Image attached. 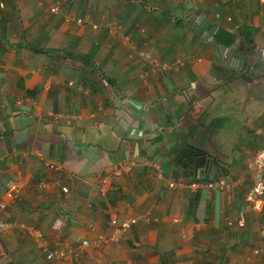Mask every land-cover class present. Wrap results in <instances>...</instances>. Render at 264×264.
<instances>
[{"label":"crops","instance_id":"0c3cea01","mask_svg":"<svg viewBox=\"0 0 264 264\" xmlns=\"http://www.w3.org/2000/svg\"><path fill=\"white\" fill-rule=\"evenodd\" d=\"M219 29L242 68L219 55ZM263 146L261 0H0V222L13 223L0 264H264V206L228 225ZM185 151L218 156L225 188L186 174ZM133 216L120 240L96 242ZM31 225L69 254L48 259Z\"/></svg>","mask_w":264,"mask_h":264},{"label":"built area","instance_id":"2783aa9c","mask_svg":"<svg viewBox=\"0 0 264 264\" xmlns=\"http://www.w3.org/2000/svg\"><path fill=\"white\" fill-rule=\"evenodd\" d=\"M264 2V0H261ZM61 9L60 5L53 4L50 7L51 12H58ZM105 27L111 32L116 33L118 30L121 29V24L116 22H107L105 24ZM231 48H223L220 50L219 55L224 60H230L232 64L237 68H242L244 61L242 60H236L235 58H232L230 55ZM144 56H147V58L150 59V62L155 66H159L161 69L164 70H175L178 69L181 65L184 63V59L178 58L174 62L170 63H161L155 58H150V56L147 55L146 52L142 53ZM57 166V162L50 163L49 167H55ZM126 170H131V163L130 165H121ZM247 170L250 172L252 182L251 185L248 187L246 191V206L238 211L237 216L233 219L228 220V225L232 227L237 228H244L247 224V214L250 211H258L261 210L264 206V146L258 150L253 156L248 160L247 162ZM244 183V179L237 178L235 181H233L234 185H242ZM170 187H175V182H170L168 184ZM205 185L209 188H214L218 186L220 189H224L226 186V183L223 178L216 177L215 179H210L209 181H206ZM15 184L12 183L9 186V192H13L15 190ZM62 190L64 192H68L69 188L67 186H62ZM4 204H1V207H4ZM141 218V216H133L128 217L122 220H118L117 218H112L110 220V227L113 228V231L111 233H100L98 234L96 238L97 243L102 242H116L120 240L124 234L134 225L138 222V220ZM176 221H180V218L176 217ZM13 225L12 222L2 221L0 222V231L6 230L8 227ZM23 225V224H22ZM28 232L32 235L33 238L38 236L39 230L34 228V226H30ZM262 236H264V226L261 229ZM191 232L185 231L183 233V238L185 240H188L190 238ZM35 240L39 243L41 241V238H35ZM82 244L89 245L90 241L83 239ZM39 247L42 252L46 253V256L48 259H52L54 257H60L65 258L69 253L66 250L63 249H56V250H49L47 248L46 242L42 241V243H39Z\"/></svg>","mask_w":264,"mask_h":264},{"label":"water","instance_id":"95a60500","mask_svg":"<svg viewBox=\"0 0 264 264\" xmlns=\"http://www.w3.org/2000/svg\"><path fill=\"white\" fill-rule=\"evenodd\" d=\"M180 155L183 157L181 158L183 169L187 170L190 168L188 170L189 175L196 176L197 178L209 177V175L213 178L223 175V163L218 156L212 153L185 151Z\"/></svg>","mask_w":264,"mask_h":264},{"label":"trees","instance_id":"16d2710c","mask_svg":"<svg viewBox=\"0 0 264 264\" xmlns=\"http://www.w3.org/2000/svg\"><path fill=\"white\" fill-rule=\"evenodd\" d=\"M176 19L179 20L178 17ZM179 22L181 23V20H179ZM213 40H214V42L216 44H218L221 47H230L231 48L234 45V43H235L236 34H234L232 32H229V31H226V30H223V29L222 30L219 29L213 34ZM41 50L42 51L43 50L49 51V49H44V48H41ZM79 58L85 64H89L90 63L89 58L86 55H84V56L83 55H79ZM218 67H220V66L219 65L216 66L215 71H218ZM228 69H227V72L229 73L228 75L233 76L235 72H233L232 69H230L228 71ZM189 169L190 168H188L186 171L188 172ZM197 179H198V181L203 180L201 178H196L195 177V180H197ZM189 212H192V210L189 209Z\"/></svg>","mask_w":264,"mask_h":264},{"label":"rangeland","instance_id":"374dc122","mask_svg":"<svg viewBox=\"0 0 264 264\" xmlns=\"http://www.w3.org/2000/svg\"><path fill=\"white\" fill-rule=\"evenodd\" d=\"M100 15L102 16L103 15V13L101 14L100 13ZM107 19H112V18H108L107 17ZM171 24H173V31H175V32H180V31H182V29L181 28H183L184 29V25L183 24H178V23H176L175 22V19L171 22ZM180 26H182V27H180ZM160 30H161V28H160ZM162 31V30H161ZM147 33H150V28L148 29V32ZM142 57V56H141ZM143 58V57H142ZM144 59V58H143ZM264 223V221L263 222H261L259 225H261V224H263ZM240 257H241V254L239 255Z\"/></svg>","mask_w":264,"mask_h":264},{"label":"flooded vegetation","instance_id":"af4514ba","mask_svg":"<svg viewBox=\"0 0 264 264\" xmlns=\"http://www.w3.org/2000/svg\"><path fill=\"white\" fill-rule=\"evenodd\" d=\"M188 172H186V174H187Z\"/></svg>","mask_w":264,"mask_h":264}]
</instances>
